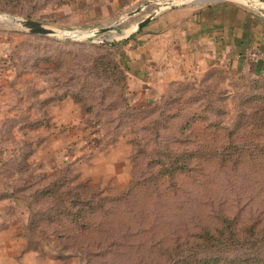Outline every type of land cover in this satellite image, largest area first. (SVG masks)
Masks as SVG:
<instances>
[{"label": "rangeland", "instance_id": "1", "mask_svg": "<svg viewBox=\"0 0 264 264\" xmlns=\"http://www.w3.org/2000/svg\"><path fill=\"white\" fill-rule=\"evenodd\" d=\"M222 1L0 0L72 33L0 18V264H264V80L216 68L139 101L121 58L164 3Z\"/></svg>", "mask_w": 264, "mask_h": 264}, {"label": "crops", "instance_id": "2", "mask_svg": "<svg viewBox=\"0 0 264 264\" xmlns=\"http://www.w3.org/2000/svg\"><path fill=\"white\" fill-rule=\"evenodd\" d=\"M255 15L242 5L222 1L180 6L154 18L132 37L121 56L135 83L142 85L138 100L156 97L152 89L157 85L202 78L216 68L237 76L264 77V23ZM255 44L261 55L251 61L247 52ZM32 255L20 254L19 264H35V258L29 260Z\"/></svg>", "mask_w": 264, "mask_h": 264}, {"label": "water", "instance_id": "3", "mask_svg": "<svg viewBox=\"0 0 264 264\" xmlns=\"http://www.w3.org/2000/svg\"><path fill=\"white\" fill-rule=\"evenodd\" d=\"M193 3H198V2H213V1H222V0H191ZM239 5H242L250 10H253L255 13L260 15L261 17L264 18V2L262 0H239ZM150 3L146 4L145 6H148ZM237 4V3H236ZM178 6L173 5L172 3H166L163 5L161 8L156 9V11L152 14H149L147 17H145L142 21L134 25V32L140 31L144 26L149 24L161 11L162 9L166 8H176ZM143 11V7L137 8L134 12L130 13L129 16H134L138 13ZM1 19H5L7 22L16 25L23 31H27L31 34H37V35H43V36H50V35H60V36H69L72 35L71 32H60L57 34L56 31L53 29L45 27L43 24L40 22L31 20V19H22L19 17L15 16H9V15H2L0 14ZM113 31V27H107V28H101L98 30L93 31L94 35H104L107 33H110Z\"/></svg>", "mask_w": 264, "mask_h": 264}, {"label": "trees", "instance_id": "4", "mask_svg": "<svg viewBox=\"0 0 264 264\" xmlns=\"http://www.w3.org/2000/svg\"><path fill=\"white\" fill-rule=\"evenodd\" d=\"M262 1H264V0H262ZM132 39V38H131ZM130 39V40H131ZM126 42H128V40L126 41ZM110 47H117V45H120V44H117V43H111V44H108ZM253 48H255L256 50H258L259 52H260V46L258 45V44H255L254 45V47ZM117 63L118 62H113L112 61V63H111V65L112 66H117ZM119 64V63H118ZM124 68V67H123ZM219 69H221V70H223L224 72H226L227 74H230V75H233L232 74V72H230L229 70H227V69H223V68H219ZM124 71L126 72V73H128L127 72V70L124 68ZM239 78H252V77H248V76H239ZM253 79H255V80H260V81H262V80H264V78H262V77H260V78H255V77H253ZM251 101H254V100H256L255 98H253V99H250ZM246 102H248V101H246ZM249 105V104H248ZM242 106H244V104L242 103ZM256 117V116H255ZM251 230H250V232L252 233V231H254V227H251L250 228ZM199 239L200 240H202L203 241V243L201 244V245H203V244H209V243H212V242H214V243H217L216 241H217V239H216V237L214 236V235H212L209 231H205L201 236H199ZM247 242V241H246ZM242 246H244V242H243V244H241ZM251 245L252 246H254V244H252L251 243ZM206 263H209V261H205Z\"/></svg>", "mask_w": 264, "mask_h": 264}, {"label": "built area", "instance_id": "5", "mask_svg": "<svg viewBox=\"0 0 264 264\" xmlns=\"http://www.w3.org/2000/svg\"><path fill=\"white\" fill-rule=\"evenodd\" d=\"M247 58L251 61H258L260 58L259 53L257 52V50L255 48H251V50H249L247 52Z\"/></svg>", "mask_w": 264, "mask_h": 264}, {"label": "bare ground", "instance_id": "6", "mask_svg": "<svg viewBox=\"0 0 264 264\" xmlns=\"http://www.w3.org/2000/svg\"><path fill=\"white\" fill-rule=\"evenodd\" d=\"M165 4H166V3H164L163 5H165ZM163 5H162V6H163ZM162 6H161V7H162Z\"/></svg>", "mask_w": 264, "mask_h": 264}]
</instances>
